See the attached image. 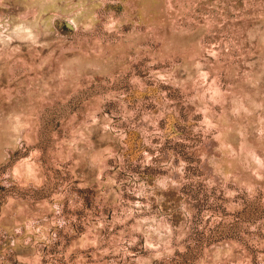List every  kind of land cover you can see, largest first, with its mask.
I'll return each instance as SVG.
<instances>
[{
    "label": "rangeland",
    "instance_id": "374dc122",
    "mask_svg": "<svg viewBox=\"0 0 264 264\" xmlns=\"http://www.w3.org/2000/svg\"><path fill=\"white\" fill-rule=\"evenodd\" d=\"M0 264H264V0H0Z\"/></svg>",
    "mask_w": 264,
    "mask_h": 264
}]
</instances>
